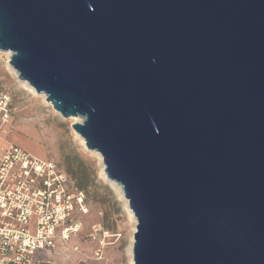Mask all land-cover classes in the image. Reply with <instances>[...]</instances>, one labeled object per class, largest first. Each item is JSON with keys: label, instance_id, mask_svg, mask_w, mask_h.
<instances>
[{"label": "water", "instance_id": "1", "mask_svg": "<svg viewBox=\"0 0 264 264\" xmlns=\"http://www.w3.org/2000/svg\"><path fill=\"white\" fill-rule=\"evenodd\" d=\"M0 49L83 118L134 264H264V0H0Z\"/></svg>", "mask_w": 264, "mask_h": 264}, {"label": "rangeland", "instance_id": "2", "mask_svg": "<svg viewBox=\"0 0 264 264\" xmlns=\"http://www.w3.org/2000/svg\"><path fill=\"white\" fill-rule=\"evenodd\" d=\"M8 52L0 49V87L13 100L12 134L24 141L29 149L25 148L36 156L55 159L76 184L87 179L83 189L88 212L80 216L81 232L51 250L48 264H134L137 219L131 214L122 187L107 177L101 154L89 149L73 128L77 118L80 121L83 118L64 117L41 93L29 89L11 69L12 53ZM96 225L101 230H95ZM74 245L79 250H74ZM101 246L102 254L97 256L95 251Z\"/></svg>", "mask_w": 264, "mask_h": 264}, {"label": "built area", "instance_id": "3", "mask_svg": "<svg viewBox=\"0 0 264 264\" xmlns=\"http://www.w3.org/2000/svg\"><path fill=\"white\" fill-rule=\"evenodd\" d=\"M11 112V95L0 87V120L7 121ZM86 212L85 192L55 160L40 158L14 142L2 148L0 264L50 263L48 253L81 232L79 216ZM102 248L95 251L97 256Z\"/></svg>", "mask_w": 264, "mask_h": 264}, {"label": "crops", "instance_id": "4", "mask_svg": "<svg viewBox=\"0 0 264 264\" xmlns=\"http://www.w3.org/2000/svg\"><path fill=\"white\" fill-rule=\"evenodd\" d=\"M14 115V106H13V100H12V112L11 116L7 121H1L0 120V156L2 154V148L8 143V142H14L20 146L26 147V144L24 141L20 140L18 136H16L15 133L12 134V128L10 127L11 121L10 119ZM28 148V147H26ZM29 149V148H28ZM55 160V159H53ZM56 161V160H55ZM57 162V161H56ZM58 163V162H57ZM59 164V163H58ZM60 165V164H59ZM61 166V165H60ZM62 167V166H61ZM63 168V167H62ZM64 169V168H63Z\"/></svg>", "mask_w": 264, "mask_h": 264}, {"label": "bare ground", "instance_id": "5", "mask_svg": "<svg viewBox=\"0 0 264 264\" xmlns=\"http://www.w3.org/2000/svg\"><path fill=\"white\" fill-rule=\"evenodd\" d=\"M8 53H10V52H8ZM9 67H11V66H9ZM11 69L15 72V74L18 76V73L11 67ZM19 77V76H18ZM23 81V83L29 88V89H31L32 91H34V92H36L35 90H34V88L27 82V81H25V80H22ZM40 95H42L45 99H46V95L44 94V93H41ZM77 121H80V119H78L77 118ZM83 138V137H82ZM83 141H84V143H85V140L84 139H82ZM86 144V143H85ZM109 180V179H108ZM118 185V184H117ZM119 186V185H118ZM117 186V187H118ZM120 188V187H119ZM120 191V190H119ZM121 192V191H120ZM129 207V206H128ZM129 211V210H128ZM131 214H133V213H131ZM132 216V215H131Z\"/></svg>", "mask_w": 264, "mask_h": 264}, {"label": "trees", "instance_id": "6", "mask_svg": "<svg viewBox=\"0 0 264 264\" xmlns=\"http://www.w3.org/2000/svg\"><path fill=\"white\" fill-rule=\"evenodd\" d=\"M78 187H79V189H81V190H83L84 191V187H85V185H87V179L86 178H84V179H82L81 181H80V183H78V184H76ZM85 192V191H84ZM83 214H85V213H83ZM82 215V214H81ZM80 215V216H81ZM80 216H79V218H80Z\"/></svg>", "mask_w": 264, "mask_h": 264}]
</instances>
